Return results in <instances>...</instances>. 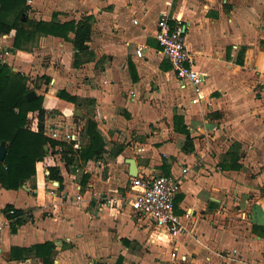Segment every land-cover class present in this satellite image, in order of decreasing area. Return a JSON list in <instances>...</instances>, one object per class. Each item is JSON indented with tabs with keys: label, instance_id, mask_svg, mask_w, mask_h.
<instances>
[{
	"label": "crops",
	"instance_id": "1",
	"mask_svg": "<svg viewBox=\"0 0 264 264\" xmlns=\"http://www.w3.org/2000/svg\"><path fill=\"white\" fill-rule=\"evenodd\" d=\"M250 1H26L36 20L54 14L60 21L93 20L83 51L51 35L40 37L30 51L12 50L14 31L0 37V60L24 73L30 90L43 96L46 137L49 128L64 122L81 131L78 147L64 144L67 165L50 168L61 178L55 194L48 191L52 178L41 171L46 146L32 182L18 189L0 186V210L6 204L32 208L33 217L12 232L0 211V264H43L32 254L13 259L11 247L45 242L54 246L52 264H101L110 256L118 264H165L175 257L176 264H264V0ZM165 9L181 21L194 65L205 73L200 103L191 89H179L171 67L164 69L155 33ZM139 46L145 47L141 57L135 53ZM44 55L72 72L60 75L39 62ZM59 89L88 101L60 99ZM174 115L189 130L187 147ZM27 118L37 128V113ZM90 120L104 145L99 157L84 158ZM129 158L143 178L183 176L174 210L189 213L182 217L184 233L171 239L148 220H137L129 207L97 209L93 194L128 192ZM78 186L83 200L76 202ZM154 240L164 248L161 261H154L158 254L135 251L137 243Z\"/></svg>",
	"mask_w": 264,
	"mask_h": 264
},
{
	"label": "trees",
	"instance_id": "2",
	"mask_svg": "<svg viewBox=\"0 0 264 264\" xmlns=\"http://www.w3.org/2000/svg\"><path fill=\"white\" fill-rule=\"evenodd\" d=\"M26 1L0 0V37L14 31L12 50L30 51L40 37L47 35L70 41L78 51L88 48L86 42L91 37L92 16H84L77 21L73 19L60 21L54 14L50 20H36L29 18ZM7 17H11V20ZM70 34H73L72 38ZM165 61L164 69H170V64L166 59ZM28 91H30L28 77L24 73L13 71L9 64L0 60V143L4 142L6 149L4 159L0 161V186L5 189H18L25 182H32L35 164L46 153V144H55L44 134L46 110L42 106L43 96L36 95L27 99ZM56 96L70 102L88 101L68 94L65 89L57 90ZM30 112L37 113V131H32L28 127L27 115ZM176 121L178 124V127L175 124L176 130L185 134V147H187L191 142L189 130L183 124L182 116L174 115V123ZM87 134L88 141L82 151L83 157L90 158L92 155L99 157L104 143L94 121L88 122ZM67 149L69 150L68 147ZM50 178L59 183L61 181L55 169H51ZM10 210H13V213H9ZM0 211L10 219L12 232L16 231L15 226L33 220L32 208L16 209L6 204ZM54 252V246L50 242L30 247H11L13 259L32 254L40 257L43 264H52Z\"/></svg>",
	"mask_w": 264,
	"mask_h": 264
},
{
	"label": "built area",
	"instance_id": "3",
	"mask_svg": "<svg viewBox=\"0 0 264 264\" xmlns=\"http://www.w3.org/2000/svg\"><path fill=\"white\" fill-rule=\"evenodd\" d=\"M155 38L161 53L170 64L179 89H191L194 94L193 101L196 103L203 101L205 99L203 92V85L206 81L205 73L194 65V59L186 46L185 32L181 21L172 17L166 9L160 12ZM144 49V46H139L135 50L136 56L141 57ZM4 55H8V52L5 51ZM131 95L134 94L131 93ZM30 129L37 131L38 124L37 128L31 126ZM80 132V129L74 127L71 122H64L61 126L49 128L47 137L55 144H46L48 151L43 159L46 161V166L41 169L43 177H49L51 167L59 168L67 165L66 159L70 155L67 153L64 144H71L72 148L78 147ZM74 170L78 172L79 168L75 167ZM182 181L183 176L173 174L158 175L151 178H143L137 175L131 177L127 193L98 192L92 195L91 200L99 211L129 207L137 220H148L154 227L173 239L186 231L182 217H189L188 212L180 216L174 210V200L180 191ZM47 182L49 193L55 194L59 188V182L55 179H48ZM75 198L76 202L83 200L79 186ZM9 213H13V210H10ZM170 245H174L173 242H170ZM172 248L174 249V247ZM171 254L174 256L175 252L173 251Z\"/></svg>",
	"mask_w": 264,
	"mask_h": 264
},
{
	"label": "rangeland",
	"instance_id": "4",
	"mask_svg": "<svg viewBox=\"0 0 264 264\" xmlns=\"http://www.w3.org/2000/svg\"><path fill=\"white\" fill-rule=\"evenodd\" d=\"M251 3H253V4H256L257 3V1L256 0H253V1H250ZM172 12V11H171ZM170 12V15H172L173 16V14ZM259 13H261V11L259 12ZM28 14L31 16V17H33V18H35L34 17V14L32 13V11H28ZM56 15V14H55ZM263 15H264V13H263ZM93 28H97L96 26H95V24H93ZM163 59H164V57H163ZM39 62H41L42 64H45L46 66H48V65H53V67L55 68V70L60 74V75H69V71H71L70 69H69V71H68V73H66L65 72V69H64V66H63V64H61L59 61H58V59L56 60H53V59H51L50 58V56L49 55H44L43 57H42V59H40V61ZM164 62H166L165 61V59H164ZM87 67L88 66H84L83 68V73L85 72L86 73V70H87ZM72 72V71H71ZM41 79V78H40ZM40 82V81H39ZM42 83V82H41ZM40 83V84H41ZM205 88H203V90H204ZM42 91V90H41ZM186 98V97H185ZM80 115H81V111H77V117L76 118H78V117H80ZM162 116H163V119H166V117H164V114H162ZM118 118V116H116V119ZM27 120H28V118H27ZM76 123L78 124L79 123V121L78 120H76ZM118 125H119V122H118ZM29 127V126H28ZM30 128V127H29ZM111 132H113V130L111 131ZM141 229H143V228H141ZM149 233V232H148ZM149 235H150V233H149ZM157 242H159L158 240H154V243L152 244V245H146V246H143L142 244H140V243H137V247H136V249H135V247H134V249H135V251H137V252H140L141 254H146V253H155V254H158V257H157V259H155L154 261L156 262V261H161L162 259H160L161 258V251L164 249L163 247H162V244H160V243H157ZM159 251V253L157 252V251ZM164 251V250H163ZM139 253V254H140ZM233 253H235V252H233ZM232 255H235V254H232ZM160 256V257H159ZM131 260H132V258L131 257H129ZM166 260V259H165ZM174 260V261H173ZM119 259L116 257V256H110V257H106V258H104V260L102 261V262H100L101 264H118L119 263ZM170 261H173V262H171L170 263ZM176 262H177V259H176V257H175V259H170V260H167V262L165 263V264H176Z\"/></svg>",
	"mask_w": 264,
	"mask_h": 264
},
{
	"label": "water",
	"instance_id": "5",
	"mask_svg": "<svg viewBox=\"0 0 264 264\" xmlns=\"http://www.w3.org/2000/svg\"><path fill=\"white\" fill-rule=\"evenodd\" d=\"M35 96H36V93L34 92V90H30L26 93L27 99H31ZM5 153H6V149H5L4 142H1L0 143V161L4 159ZM126 162L129 164V171H128L129 176L131 177L137 176V168H136L135 160L133 158H129L126 160Z\"/></svg>",
	"mask_w": 264,
	"mask_h": 264
}]
</instances>
